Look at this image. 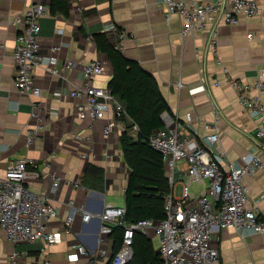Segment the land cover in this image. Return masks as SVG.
<instances>
[{
    "label": "crops",
    "instance_id": "0c3cea01",
    "mask_svg": "<svg viewBox=\"0 0 264 264\" xmlns=\"http://www.w3.org/2000/svg\"><path fill=\"white\" fill-rule=\"evenodd\" d=\"M35 1L49 6L51 3L0 0V176L11 161L28 156L36 162L37 166L31 163L28 168L41 173L30 177L28 183L40 193L51 194L58 214L47 219V228L60 233L62 239L55 243H14L0 225V264H92L88 256L74 255L77 244L90 229L99 231L100 220L92 214L96 207L99 210L106 204L125 206L124 193L131 175L122 153L121 135L125 127L118 126L106 135L103 128L108 117L89 127V119L76 112L78 98L68 94L69 89L82 83L86 64L100 56L107 63L104 72L94 76V84L108 86L113 77L112 64L98 48L95 33L105 32L116 43L118 29L126 30L127 36L119 43L123 53L156 77L172 116L185 121L190 113L196 139L208 148L224 151L223 166L231 162L242 165L245 155L261 151V143L255 137L258 118L239 102L236 89L226 80L223 67L208 47L213 25L206 31L184 36L181 15L174 13L168 20L169 6L162 0H68L67 14L50 10L41 18L42 58L35 68V80L43 94H21L14 81L16 64L12 56L20 28L11 19ZM258 1L259 14L242 16L237 24L221 22L216 27L220 58L228 66L229 74L249 83L256 81L264 67V0ZM248 33H253L252 37ZM54 45L61 47L53 51ZM55 58L58 66L67 59H73L75 64L64 75L54 74L49 68L55 65ZM180 81L183 85L178 88ZM259 94L264 102V89ZM206 121L215 124L220 136L217 143L207 139ZM37 122L44 126L34 143L29 144L27 127ZM90 163L105 169V186L101 190L82 182ZM185 167V162L180 161L176 176L181 184ZM52 171L63 177L55 192H51ZM246 181L250 197L259 200V211L264 217V166L248 175ZM193 184L196 194L204 188L203 183L192 181ZM115 194L122 199L116 201ZM71 200L76 206L72 211L68 204ZM70 212L75 218L72 226L67 223ZM88 213H92L89 223L85 220ZM152 231L146 235L154 241ZM212 244L219 249L221 264H264V233L221 228ZM155 246L158 250V244ZM15 250L19 256L12 262Z\"/></svg>",
    "mask_w": 264,
    "mask_h": 264
},
{
    "label": "built area",
    "instance_id": "2783aa9c",
    "mask_svg": "<svg viewBox=\"0 0 264 264\" xmlns=\"http://www.w3.org/2000/svg\"><path fill=\"white\" fill-rule=\"evenodd\" d=\"M169 6L167 19L174 13L183 19L182 34L188 36L203 32L213 25L208 34V47L216 56L218 63L226 73V80L236 89L239 102L251 116L258 118L259 125L255 137L261 143V151H251L244 156V164L229 163L223 166L224 151H215L200 143L195 137V128L191 125L193 116L189 113L187 120L180 121L166 111L163 113L165 125L153 133L150 144L163 153L172 189L165 197V217L156 221L153 218H140L127 222L126 207L106 204L85 220L91 222V214L99 219V231L90 229L84 240L76 246V254L89 257L92 264H128L134 257V239L137 232L149 234L154 231L158 250L163 264H221L219 249L212 244L216 232L221 228L233 227L238 232L252 229L264 233V217L259 211V200H252L247 184V176L253 175L264 166V102L259 91L264 89V67L260 70L254 83L232 77L228 66L222 61L218 49L216 27L221 22L237 24L242 16L252 17L260 13L258 0H162ZM50 12L49 4L42 1L30 3L25 11L11 19L20 28L12 56L16 64L15 85L19 92L29 97L41 96L42 87L35 80V68L42 58L41 18ZM253 33H248L252 37ZM127 36L124 29H118L116 46ZM60 45H54L58 51ZM49 68L54 74L74 66L73 59H67L58 66ZM106 58L100 56L88 62L82 72V83L68 90V94L78 98L75 109L83 119H89V127L104 117V133L109 135L114 128L126 126L125 118L131 119L123 102L108 86L94 84L93 78L105 70ZM217 84L220 81H216ZM183 82H178L181 88ZM256 90L258 92H256ZM38 117L40 115L38 114ZM27 127L28 143L32 144L38 137L43 123ZM207 139L211 143L219 141V132L214 123H204ZM134 123L133 131H138ZM187 129V130H186ZM185 130L187 132H185ZM180 161H184L185 178L182 181L180 197L175 195L176 176ZM36 162L26 156L11 161L3 176H0V225L7 238L18 243L21 241H46L55 243L62 235L47 228V219L58 214L53 205L51 194L40 193L28 183L30 177L40 175L38 170H30V164ZM50 166V163H47ZM51 175V192L57 191L63 177L56 171ZM207 180V182H206ZM192 181L204 184L203 190L196 194L192 191ZM70 182V181H68ZM71 211L75 206L73 200L68 202ZM84 209V207H83ZM74 215L67 217L72 226ZM122 227L121 243L114 251L115 238L111 235L115 227ZM105 243L107 245H105ZM110 243V244H109ZM111 245V246H110ZM110 246V247H109ZM19 252L12 253L15 262Z\"/></svg>",
    "mask_w": 264,
    "mask_h": 264
},
{
    "label": "trees",
    "instance_id": "16d2710c",
    "mask_svg": "<svg viewBox=\"0 0 264 264\" xmlns=\"http://www.w3.org/2000/svg\"><path fill=\"white\" fill-rule=\"evenodd\" d=\"M52 12L68 13V0H51ZM98 48L109 59L113 77L108 87L123 102L131 119L125 118L126 126L121 135L122 153L131 168L125 190V219L127 222L140 218L160 221L165 217V197L172 186L163 153L150 144V137L165 125L163 113L170 106L163 95L156 77L139 61L127 57L105 32L94 34ZM137 123L138 131H134ZM132 130V131H131ZM82 182L89 188L101 190L105 186V169L90 163ZM122 227H115L114 251L121 243ZM128 264H163V259L151 237L137 232L134 239V257Z\"/></svg>",
    "mask_w": 264,
    "mask_h": 264
},
{
    "label": "rangeland",
    "instance_id": "374dc122",
    "mask_svg": "<svg viewBox=\"0 0 264 264\" xmlns=\"http://www.w3.org/2000/svg\"><path fill=\"white\" fill-rule=\"evenodd\" d=\"M131 131H132V130H131ZM133 134H134V131H133ZM191 188H192V190H193V189L195 188V185L193 184V185L191 186ZM182 194H183V192H182V184L179 183V182H177V184H176V186H175V195H176L177 197H180ZM113 198H114L116 201H120V199H122L121 196H119V194H115V195L113 196ZM151 233L153 234L154 231H152ZM158 242H159V241H157V239L154 238V243H155V245H157Z\"/></svg>",
    "mask_w": 264,
    "mask_h": 264
},
{
    "label": "water",
    "instance_id": "95a60500",
    "mask_svg": "<svg viewBox=\"0 0 264 264\" xmlns=\"http://www.w3.org/2000/svg\"><path fill=\"white\" fill-rule=\"evenodd\" d=\"M159 252V251H158Z\"/></svg>",
    "mask_w": 264,
    "mask_h": 264
}]
</instances>
